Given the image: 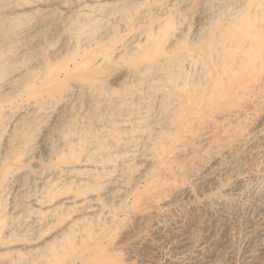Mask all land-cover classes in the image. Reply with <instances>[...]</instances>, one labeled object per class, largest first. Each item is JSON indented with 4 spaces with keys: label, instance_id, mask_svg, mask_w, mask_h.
Segmentation results:
<instances>
[{
    "label": "rangeland",
    "instance_id": "1",
    "mask_svg": "<svg viewBox=\"0 0 264 264\" xmlns=\"http://www.w3.org/2000/svg\"><path fill=\"white\" fill-rule=\"evenodd\" d=\"M32 1L0 34V264H264V0Z\"/></svg>",
    "mask_w": 264,
    "mask_h": 264
},
{
    "label": "bare ground",
    "instance_id": "2",
    "mask_svg": "<svg viewBox=\"0 0 264 264\" xmlns=\"http://www.w3.org/2000/svg\"><path fill=\"white\" fill-rule=\"evenodd\" d=\"M10 1L11 0H0V34L1 32H4L5 35L7 34L11 38H13L23 32V30L21 31L20 21L15 24V20L10 18V16L14 15V13L16 12L21 11L23 8H26L28 4L38 7L39 2L34 3V1L25 2L29 0H19L20 3L11 6L13 4ZM257 3L258 7H260L259 4L262 5L261 1ZM246 20L247 19L245 18V20L243 19L244 22L242 21V90L248 97L250 96V94H255V98H257L259 94L261 95V93L264 92H261V87L264 88V85L260 86V84H258V81L260 82V78L256 77L264 68V28H262L263 24L256 27L257 25L254 26V24L252 23L245 22ZM7 53L8 56L4 61L8 62V70L5 74L10 75L5 82H7V85H9L16 78H20L26 75L32 67L25 64L19 65L20 60H22V57L24 55L23 50H19L17 52L14 51L12 54H9V52L7 51ZM7 53L5 51V56ZM2 56L4 57V54L1 55L0 58H2ZM5 62L1 65L6 66ZM254 76L256 77L255 84L250 82V80L254 79ZM254 80H252V82H254ZM263 95L264 93L262 94V96ZM252 99H254L253 96Z\"/></svg>",
    "mask_w": 264,
    "mask_h": 264
}]
</instances>
